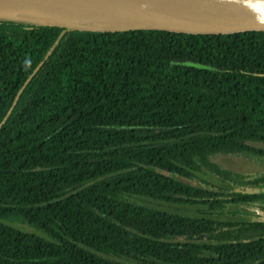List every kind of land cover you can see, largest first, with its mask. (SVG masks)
I'll return each mask as SVG.
<instances>
[{"label":"trees","instance_id":"1","mask_svg":"<svg viewBox=\"0 0 264 264\" xmlns=\"http://www.w3.org/2000/svg\"><path fill=\"white\" fill-rule=\"evenodd\" d=\"M42 62L0 128V264H264V172L214 160L264 163V32L0 19V123Z\"/></svg>","mask_w":264,"mask_h":264},{"label":"bare ground","instance_id":"2","mask_svg":"<svg viewBox=\"0 0 264 264\" xmlns=\"http://www.w3.org/2000/svg\"><path fill=\"white\" fill-rule=\"evenodd\" d=\"M81 0L53 9L50 18L81 26L167 22L196 30H233L248 23L231 0ZM25 18L40 19L35 16Z\"/></svg>","mask_w":264,"mask_h":264},{"label":"water","instance_id":"3","mask_svg":"<svg viewBox=\"0 0 264 264\" xmlns=\"http://www.w3.org/2000/svg\"><path fill=\"white\" fill-rule=\"evenodd\" d=\"M81 0H0V19H11L33 23H41L52 26H58L71 30L91 31V32H125L132 30H162L177 33L195 34V35H228L245 32H264V0H231L234 8L246 16L248 23L242 27L233 30H196L188 27H179L167 22H146L137 24H127L121 26H81L70 23L55 22L50 18L53 9L77 3ZM26 16L42 17L40 19L25 18ZM44 62L40 63L33 73L29 76L22 88L18 92L16 99L7 113L6 117L0 123V128L6 123L14 107L18 103L22 93L33 77L40 70ZM198 68H212L211 66L201 63H188Z\"/></svg>","mask_w":264,"mask_h":264},{"label":"rangeland","instance_id":"4","mask_svg":"<svg viewBox=\"0 0 264 264\" xmlns=\"http://www.w3.org/2000/svg\"><path fill=\"white\" fill-rule=\"evenodd\" d=\"M190 2L188 0H185V5L190 6ZM214 160L218 163H220L222 166L228 168V169H233L238 172L242 173H259V172H264V163H260L254 160H250L244 156L240 155H227V154H218L214 158ZM208 179H213L212 177H208ZM226 186V184H225ZM140 201L144 204L152 205L157 208L161 207L164 210L168 212H175V213H187L191 215H200L199 209L201 206H192V205H181L177 203H168V202H158L150 199H140ZM234 210H238V207H231ZM241 212L240 213H231L227 214L224 218L227 219H233V220H244L248 218H253L258 210L253 209V208H246V207H241L239 209ZM245 212H248L246 214ZM219 218V216H217ZM14 225L17 227L31 232L34 235L38 236H44L42 232H40L38 229H34L28 224L21 223V222H14Z\"/></svg>","mask_w":264,"mask_h":264}]
</instances>
